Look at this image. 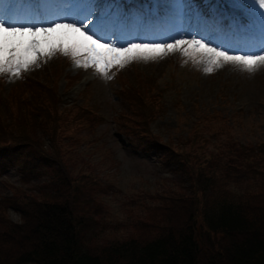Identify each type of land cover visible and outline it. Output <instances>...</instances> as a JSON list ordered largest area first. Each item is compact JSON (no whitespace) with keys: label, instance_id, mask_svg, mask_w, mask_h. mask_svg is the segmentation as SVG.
Masks as SVG:
<instances>
[{"label":"trees","instance_id":"1","mask_svg":"<svg viewBox=\"0 0 264 264\" xmlns=\"http://www.w3.org/2000/svg\"><path fill=\"white\" fill-rule=\"evenodd\" d=\"M136 71L128 77L118 74L122 108L115 117L117 127L133 137L131 144L157 155L181 189L146 207L145 218L136 224L138 237L101 250L86 247L90 217L85 209L94 207L96 199L89 193L98 191V184L88 179L93 171L75 176L68 165L62 146L76 124L68 122L66 108L60 107L57 78L22 73L6 94L0 90V171L18 166L23 184L33 185L12 186L13 193L0 196V264H264V179L236 205L222 202L218 212L208 210L214 187L210 179L228 167L236 178L255 173L245 164L253 167L264 156V140L222 138L216 153L209 150L210 137L200 125L191 126L186 137L164 140L152 124L166 109L165 89L156 76ZM81 77L68 75V88ZM73 106L79 118L85 115L92 122L87 123L91 132L102 123L89 105ZM11 207L20 212L19 222L8 217Z\"/></svg>","mask_w":264,"mask_h":264},{"label":"rangeland","instance_id":"2","mask_svg":"<svg viewBox=\"0 0 264 264\" xmlns=\"http://www.w3.org/2000/svg\"><path fill=\"white\" fill-rule=\"evenodd\" d=\"M90 0H67L63 6L66 13L74 14L75 11H82L89 5ZM153 3L164 4L163 0H150ZM169 5H173L170 12L188 15L185 0H166ZM25 3H29L26 2ZM155 4L151 7L154 10ZM168 8L167 6H164ZM215 8V7H214ZM254 8L261 10L257 16V24L260 25L264 8L259 6L256 0ZM29 9V8H27ZM197 13L195 9H191ZM74 11V12H73ZM232 17L238 21L240 10L231 9ZM235 12V13H234ZM95 15L83 17L82 13H77L75 18H68L69 22L78 20L82 23H88L89 29L97 32L98 36H103L102 42H116L117 45H126L132 43H152L164 42L145 41L142 37H147L141 31H132L135 17L125 22L120 33L114 36L109 35L111 20L100 21L101 12H93ZM197 16L200 14L197 13ZM189 16H187L188 18ZM60 18V17H58ZM85 18V19H84ZM107 19V18H106ZM189 20V19H188ZM63 22L55 20L54 22ZM109 21V22H108ZM107 23H109L108 27ZM127 23V25H126ZM181 26L180 22L175 23L179 35L173 38L183 36L188 38L191 34L192 26ZM49 26V25H47ZM40 26V27H47ZM173 31V29H170ZM91 34V33H90ZM174 34V33H173ZM154 37L157 33H152ZM126 37L127 39H125ZM207 42L205 37H196ZM172 42V39L171 41ZM264 46V42L261 43ZM254 52L248 54H264L260 50L255 51L257 46L250 44ZM260 45V46H262ZM227 51V50H226ZM229 52V51H228ZM230 55H246L240 52H229ZM85 56L79 57L84 59ZM195 59H202L196 55ZM187 60V63L184 61ZM39 67H34L28 72L45 75V65H63V72L76 74L81 71L87 82L79 84L70 91L65 89V77L59 80V90L63 94L64 100L60 105L66 108L64 113L68 122L74 125L73 129L67 131L68 137L63 142V150L68 157V165L75 176L89 174L93 171V176L88 178L92 182H97L98 191L89 193L94 196V207L85 209L86 215H89L90 222L86 224L84 230L85 246L101 250L103 247L138 237L140 234L137 229V222L140 218H145L148 205L160 204V195L181 189L180 181L177 176L170 174L161 164V160L151 152H144L143 149L130 144L132 136L122 134L114 124L117 123L115 117L117 111L121 110L122 102L117 92L120 87L119 73L130 76L135 68L145 71L149 74H156L163 79H170V75L175 74L171 79L173 86L167 88L164 99L166 109L164 113L153 122L152 126L155 132L161 134L164 140L169 137L187 136V130L198 124L201 120L202 130L205 135L210 137L209 150L219 153L221 145L218 141L235 139L236 142L255 143L264 140V67L255 73H248L235 65H226L221 69H215L212 73H205L203 68L206 64H194L192 59L182 56L179 52L169 55L163 60L156 62H133L124 68H120L118 74L112 68L109 75L111 79H104L94 73L89 68L87 70L78 68L74 65L71 57H66L60 52H56L50 59L38 56ZM19 78L8 75L4 82V93L9 87L19 81ZM179 85V89L176 86ZM86 87V88H85ZM85 88V89H84ZM76 99L78 103L89 104L93 106L103 117L102 123H96L94 130H90V122L85 115L82 119L78 117L79 110L73 106L71 100ZM71 104V105H69ZM90 122L89 124H87ZM70 125L69 127H71ZM93 129V128H92ZM130 140V141H128ZM134 140V139H133ZM257 157V156H256ZM226 160H223V165ZM261 163L264 168V156L261 155L258 161L255 160L252 167L245 164V169L254 170L255 173L248 172L247 177L236 178L235 172L229 169H223L220 175H215V179H210L214 184V190L211 193L208 210L210 213L218 212L216 209L222 202L232 203L242 201L247 192L258 189L264 174L258 171ZM234 167H231L233 169ZM264 171V170H263ZM253 172V171H252ZM252 174V175H250ZM20 173L16 167L0 172V196L6 193H13L12 185L17 184L24 188L32 189L31 185L25 186L20 178ZM86 180V178H85ZM85 186V182L83 184ZM83 186V187H84ZM85 190L88 186L84 187ZM88 195V194H87ZM9 218L19 222L21 214L15 208H9L6 211ZM85 247V248H86Z\"/></svg>","mask_w":264,"mask_h":264},{"label":"snow or ice","instance_id":"3","mask_svg":"<svg viewBox=\"0 0 264 264\" xmlns=\"http://www.w3.org/2000/svg\"><path fill=\"white\" fill-rule=\"evenodd\" d=\"M258 3L264 8V0H258ZM91 23L90 20L88 23L69 22L64 18L63 22H52L47 27L17 26L0 15V74L8 73L19 78L22 72L39 67L38 56L50 59L56 52L71 57L76 67L91 68L106 80L112 78L109 75L112 68H124L133 62H156L178 52L192 59L194 64H206L203 71L209 74L229 64L248 73L264 67V54L230 55L228 51L213 47L195 36L191 39L176 37L172 42H129L126 45L102 42L104 37L89 29ZM260 51L264 53V46ZM196 55L202 59H195ZM81 56L86 58L79 59Z\"/></svg>","mask_w":264,"mask_h":264},{"label":"bare ground","instance_id":"4","mask_svg":"<svg viewBox=\"0 0 264 264\" xmlns=\"http://www.w3.org/2000/svg\"><path fill=\"white\" fill-rule=\"evenodd\" d=\"M18 26H20V25H18Z\"/></svg>","mask_w":264,"mask_h":264}]
</instances>
